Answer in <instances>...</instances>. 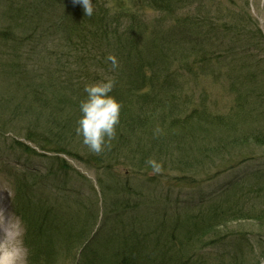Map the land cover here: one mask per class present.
<instances>
[{
    "label": "rangeland",
    "instance_id": "rangeland-1",
    "mask_svg": "<svg viewBox=\"0 0 264 264\" xmlns=\"http://www.w3.org/2000/svg\"><path fill=\"white\" fill-rule=\"evenodd\" d=\"M5 1L0 0V32L4 31L9 35L0 33V96L2 94L4 96L6 90L12 92L11 89L16 87L20 91L12 94V99L22 95L24 90L39 88L46 78L42 79L44 71L51 73L54 69L56 74L51 78L53 84H64L67 76H71L72 71L76 70L78 63L59 64L55 59L54 61L38 59L31 54L37 43V37L33 35L34 22L26 26L25 34L20 20L24 14L35 12L27 4L33 0ZM196 1L195 8L193 5ZM107 2L111 14L123 11L140 18L141 30L144 33L137 41L136 47L139 45L141 50V58H143L141 65L143 63L148 65L145 68L146 75L151 76V72L156 74L158 71L159 74L173 77L166 87L154 84L141 94H130L129 99L116 97L121 99V107L125 104L133 109L134 114L146 113L152 118H157V121L166 120L163 135H166V140L170 144L175 145L172 148L177 150L174 153L175 149H169L170 144L165 142V156L157 162L161 170L155 173L147 163V159L141 163L144 157L129 159L135 154L138 142L140 148L145 144L141 128L136 135L128 134L127 149L132 152L124 150L123 153L113 148L116 144L113 140L114 136L106 140L103 150L97 154L83 143V138L68 142L64 139L68 140L74 136L78 125H73L74 129L60 132L57 123L56 134L45 133L28 123L26 116L20 115L21 118H25L23 120L19 119V115H12L10 110L4 114L0 113L2 128L0 130V219L9 225L15 236V248L12 250L18 254L14 263L77 264L78 250H75L76 246L71 243L72 237L67 223L84 218L85 213L94 208L99 218L91 232L94 233L99 229V234H105L113 225L112 221L109 223L102 215L109 202V199L105 201L107 195L103 196L102 190L107 188L113 192L117 183L123 186L119 183L120 180L128 179L132 185L129 193L131 204L137 200L135 196L137 192L143 198L147 197L148 202L154 201L160 206H166L171 212L178 210L180 213L182 227L179 237L184 240L180 251L181 264H217V259L214 262L205 261L199 246L191 248L192 240L186 242L187 237L197 241L201 233L191 221L187 232L182 221L191 215L198 218V224L204 223V216L212 211V189L220 184L230 183L238 178L246 185L256 181L252 174L264 169V145L257 147L245 141L240 147L223 151L219 158H213L211 161L206 153L207 146L210 145L209 140L202 139L192 144L194 154L183 152L178 148L181 140L175 133H182L179 127L185 130L189 123V111L196 108L198 111L196 113L203 119L219 117V121L213 122L220 125L218 140L231 137L228 133L229 125L235 128L234 135L256 133L263 134L264 138V0H187L180 5L170 4L164 9L165 11L160 12L162 14L153 12L154 10L148 6L150 1L107 0ZM238 19L242 22L243 40L248 39L249 46L256 44L254 40L258 41L263 47V49L258 47L261 52L257 51L256 60L260 63L257 67L255 64L253 74L245 76L239 71L231 72L224 69L219 58L214 59L212 66L202 62L199 65L198 55L190 49L189 41L181 37L179 29L175 31L171 29L172 24L182 21L189 31L187 22L188 25L198 23L196 27L208 34V41L218 38L212 41L213 51L217 56L224 57V48L232 40L230 31L236 30L228 29ZM152 34L158 35L165 43L160 42L162 39L150 43L152 38L156 37ZM178 39H182L181 43ZM101 43L100 40L96 42V44ZM157 43L160 44L155 45ZM108 45L111 54L115 56L124 52V48L118 42L111 41ZM208 47L212 50L211 42ZM134 58L135 55L132 54L131 59L126 60V63L134 62ZM89 59L90 57L86 55L84 67L98 72L104 82L108 81V75L113 72L116 76L123 73L119 64L117 70H113L110 66H100L98 62L103 61L100 58L98 62ZM135 65L139 66L137 63ZM227 75H230L229 78ZM67 82L74 89L62 93L54 86L53 90L59 92V98L64 96L74 100L62 105L61 113L65 115L70 113L75 117L78 111L76 112L72 106L73 103H77L79 96L86 99L85 86L98 82L89 79V82H83L80 91H77L71 81ZM177 88L181 90L179 95L168 94ZM170 105L174 108H170ZM17 107L29 110L25 102L19 103ZM36 109L35 113H38ZM80 117L81 114L78 118ZM56 119H63V115L56 112L53 114V121L57 122ZM258 125L261 126L256 128ZM174 128L177 130H173ZM25 133L29 137H26ZM157 148L162 150L163 143ZM144 155L145 151L140 154V156ZM18 179L21 183L22 198L16 193ZM87 206L89 207L86 208ZM17 210H20V218L25 222L21 223L15 218L14 214ZM131 215V217L137 215V218L141 219L144 214L136 209ZM91 220L92 217L89 219L90 223ZM145 221L151 219L147 218ZM97 238L91 247L96 252L103 251L105 245H108L107 241L102 240L103 235ZM23 242L25 248L22 246ZM170 251L172 252L173 249L170 248ZM246 257H248L247 263L256 260L252 253Z\"/></svg>",
    "mask_w": 264,
    "mask_h": 264
},
{
    "label": "trees",
    "instance_id": "trees-1",
    "mask_svg": "<svg viewBox=\"0 0 264 264\" xmlns=\"http://www.w3.org/2000/svg\"><path fill=\"white\" fill-rule=\"evenodd\" d=\"M1 1L6 2L5 0ZM145 1H150L148 6L154 10V13L159 14L165 11L164 9L168 8L170 4L180 5L187 0ZM92 2L94 11L91 17L85 16L82 7L78 4H73L72 0H33L27 2L35 12L24 14L20 20V25L25 29L26 34V26L32 21L34 22V25H32L34 28L33 35L37 37V43L34 49L31 50V54H34L38 59L44 58L49 61H54L55 59V62L59 64L77 62L76 70L72 71L73 74L71 76L68 75L66 78L67 81H71L75 85L77 91L82 90L81 85L83 82H89V79L96 82L104 81L98 72L84 67L83 62L86 55L92 61H97L100 58L103 60L101 63L97 61L100 66H110L112 68V60L109 57L114 58L116 67L113 70H117L119 64L121 69H123V73L119 74V76H116L115 72L108 75V81L113 82V88L109 95L114 97L119 104L122 101L117 98L118 96L129 99L130 94H141L154 84L166 87L173 77L169 78L170 75L159 74L158 71H156L158 75L151 72V76H148L145 71L148 65L145 63L141 65L143 60L141 58V50L139 45L136 47L137 41L143 37L144 33L141 30L142 22L140 18L132 13L123 11L111 14L107 0H92ZM196 3L197 1L193 5L195 8L197 7ZM185 19L184 22L186 21ZM186 25L189 31L186 30V26L182 21L172 24L171 29L173 31L179 29L181 37L189 41L190 49H193L198 55L197 62L199 65L202 62L212 66L214 59L219 58L224 69H228L231 72L239 71L245 76L253 74L255 64L257 67L260 63L259 60H256L257 51H260V48L263 49V47L258 44V41L254 40L256 44L249 46L250 41L248 39L243 40L242 22L239 19L228 29L236 30L230 31L232 40L224 48V57L217 56L215 51H213L212 41L218 38L208 41V34L205 31L201 32L196 27L198 23L196 25L195 23L188 25L187 22ZM0 33L5 36L9 35V33L4 31ZM160 39L156 35L150 43L153 41L158 42ZM99 40L102 43L96 44ZM111 41L114 43L118 42L124 48V52L118 56L111 54L108 47V42ZM178 41L181 43L182 39H178ZM160 42L165 43L163 39ZM210 42L212 50L208 47ZM81 52L83 53L81 54ZM132 54L135 55V61L126 63V60L131 59ZM54 74H56L55 69L51 73L44 71L42 79L46 78L43 85L39 88L34 87L24 90L19 97L12 99V94L19 93L20 89L18 87L12 88V92L6 90L4 96L3 94L0 96V113L4 114L10 110L12 115H19V119L23 120L25 118H21L20 115L26 116L28 123L40 132L43 130L45 133L56 134L57 123L60 132L65 129L67 131L74 129L73 125H77L80 115V102L83 100L79 96L76 100L77 103L72 105L76 112L78 111L75 117H72L70 113H67V115L62 114V105L74 100H69L70 97L64 98V96L59 98V92L53 90V87L59 88L62 93L74 88L65 80H63L65 81L64 84H53L51 78ZM229 76L227 75L228 78ZM57 78L59 79V76ZM84 78L85 80H82ZM75 92L76 90L73 93ZM180 93L181 90L177 88L168 94L173 96ZM21 102H25L29 110L17 107ZM168 102H170V99H168ZM69 103L72 104V102ZM57 105L59 106L56 107ZM37 107L39 109H36ZM121 108L119 123L115 126V137L113 140L116 141V144L113 148L123 151V153L125 152L124 150L132 152L127 149L128 134L133 133L136 135L141 128L143 129L145 144L140 148V143L138 142L135 154L129 159L144 157L141 163H144L145 159L158 162L159 159L165 156L166 152L165 142L167 138L166 135H163L166 120L157 121V118H152L146 113L134 114L133 109L125 106V104ZM170 108H174V106ZM35 109L38 110V113H35ZM56 112L63 115V119H56L57 122L53 121V114ZM196 112H198L196 108L190 110L189 123L185 130L179 127L182 133H175L178 138L180 137L181 144L178 145V148L183 152L194 154L192 144L206 139V141L209 140L210 142V145L207 146V158L213 161V158H219L223 151L234 150V148L240 147L245 141L251 142L257 147L264 145L263 134L234 135L235 128L229 124L228 133L231 137L218 140L220 125L219 123L213 124V122L219 121V117L217 116L215 119L204 117L203 119ZM260 126L258 125L256 128ZM25 136L29 137L27 133H25ZM82 138L76 132L70 139H64L68 142ZM106 140L108 139L106 138ZM162 143L164 148L161 150L157 146ZM172 147H175V145L170 144L168 146L169 149H175V153L177 149ZM144 151L145 155L140 156ZM31 176L33 177L32 173ZM252 176L257 180L252 181L249 185H246L238 178L230 183L224 182L212 189V211L207 216H204L205 222L201 225L197 223L198 218L195 216L189 215L186 220L183 219L182 222L187 232L191 221L193 226L201 233L197 241L187 237L186 242L193 241L191 248L199 246L205 261L214 262L217 259V264H264V169L253 173ZM14 177L17 176L14 175ZM149 179L155 181L153 178ZM119 183L123 186L117 183L113 192L107 188L102 190V195H107L104 198L105 201L109 199L102 215L109 223L112 221L113 225L107 229L105 234H99V229H96L94 233L91 232L99 218L96 216L94 208L87 211L84 218L69 222L70 224L67 223L68 231L72 237L70 238L72 240L71 243L76 246L75 250H78L77 264H181L182 255H180V251L184 240L179 237L182 223L178 210L171 212L169 209L167 210L166 206H160L154 201L148 202L147 197L143 198L137 192L135 194L137 200L134 204H131L129 194L132 190L131 183H129L128 179L120 180ZM16 193L20 195L19 198H22V188L19 179L16 183ZM136 209L144 214L141 219H138L137 215L131 217L132 211ZM129 210L131 212H128ZM16 216L21 221H24L20 218V210L16 211ZM91 217L90 223L89 219ZM147 218L151 219V221L146 222ZM253 229L255 232L252 231ZM72 230L73 232L71 233ZM100 235L104 236L102 240H106L108 245H105L103 251L96 252L91 245L92 243L94 245L95 238ZM112 248L115 249L112 250ZM170 248L173 249L172 252H169ZM250 253L256 257V260L247 263L248 257L246 256L250 255Z\"/></svg>",
    "mask_w": 264,
    "mask_h": 264
},
{
    "label": "clouds",
    "instance_id": "clouds-1",
    "mask_svg": "<svg viewBox=\"0 0 264 264\" xmlns=\"http://www.w3.org/2000/svg\"><path fill=\"white\" fill-rule=\"evenodd\" d=\"M72 2L82 7L85 16L93 15L92 0H72ZM109 59L112 60V66L115 68L114 58L109 57ZM112 88L113 82L110 80L85 86L87 97L79 106L81 117L77 121L76 132L83 137V143L97 154L103 150L106 138L110 140L114 137L115 126L119 123L121 105L109 95ZM147 163L153 172H160L161 166L155 160H148Z\"/></svg>",
    "mask_w": 264,
    "mask_h": 264
},
{
    "label": "bare ground",
    "instance_id": "bare-ground-1",
    "mask_svg": "<svg viewBox=\"0 0 264 264\" xmlns=\"http://www.w3.org/2000/svg\"><path fill=\"white\" fill-rule=\"evenodd\" d=\"M14 240L15 236L9 225L0 219V246L2 248L0 251V264H15L14 260H16L18 252L12 250L15 248Z\"/></svg>",
    "mask_w": 264,
    "mask_h": 264
}]
</instances>
